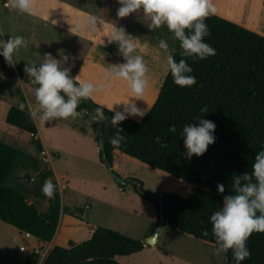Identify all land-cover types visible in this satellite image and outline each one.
<instances>
[{
    "label": "trees",
    "instance_id": "1",
    "mask_svg": "<svg viewBox=\"0 0 264 264\" xmlns=\"http://www.w3.org/2000/svg\"><path fill=\"white\" fill-rule=\"evenodd\" d=\"M119 6L117 0H103L100 4L102 13L95 14L158 45V39L145 34L146 25L151 20L143 15V11L118 17ZM205 22L210 36L204 40L216 50V54L204 60L184 55L180 42L166 25L151 28L161 38H174L168 50L177 62L184 59L193 68L188 75L196 77L194 85L180 87L174 84L169 71L157 102L144 120L127 118L116 128L111 124L115 111L103 107L101 119L95 112V108L101 105L91 98L83 99L77 112L92 114L96 118L93 125L95 140L99 148L101 143L105 145L112 163L116 154L121 153L177 182L176 191L168 190L161 195L165 202L166 227L219 249L209 217L220 210L226 196L236 194L233 177L250 173L255 155L264 148V36L215 14H210ZM1 60L5 73L15 77L13 71H8V63L2 55ZM24 68L19 66L17 71L25 90L34 94L38 85L32 83L33 78L25 73ZM18 93L23 91L18 89ZM205 107L206 112L202 111ZM198 117L215 123L216 139L204 155L187 159L182 155L186 149L181 132L188 123L198 125ZM7 122L32 135L39 132L35 119L26 108H10ZM172 124L177 129L174 133L168 131ZM118 129H123L119 134L126 139L119 147H114L109 141ZM156 136L165 140L168 147L161 148L155 142ZM34 144L40 152L44 151L40 140H34ZM100 155L102 159L101 151ZM28 165L39 170L40 162L17 147L0 144V221L17 228L22 234L51 243L57 235L63 213L70 209L63 207L59 183L55 180L52 183L56 190L45 213L29 203L24 192L9 185L14 172ZM53 176L54 172L50 170L40 172V183L44 184ZM136 183L142 184L131 180L136 193L154 203L159 212V206L142 194ZM241 183L245 181L241 180ZM218 184L224 185L223 193L218 191ZM90 228L92 239L80 244L71 241L68 247L56 245L48 251L42 264H121L119 257H129L145 249L144 242L113 229ZM246 244L251 257L241 264H264V232H253ZM226 256L227 264H236L231 249L226 251ZM39 258V254L32 253L26 264H38Z\"/></svg>",
    "mask_w": 264,
    "mask_h": 264
},
{
    "label": "rangeland",
    "instance_id": "2",
    "mask_svg": "<svg viewBox=\"0 0 264 264\" xmlns=\"http://www.w3.org/2000/svg\"><path fill=\"white\" fill-rule=\"evenodd\" d=\"M71 1L93 13H102L100 4L103 0ZM210 3L216 12L257 31L263 30L264 10L256 9L257 7L229 10L223 0H210ZM35 22L25 13L5 8L0 0V40L6 42L8 37L14 35L24 36L28 40L27 47H21L14 53L13 64L8 63L7 69L13 71L15 77L5 73L0 55V144L17 147L35 156L40 162L39 170L30 165L18 168L9 185L24 192L29 203L35 204L45 213L49 209L51 198L43 194L44 184L40 183L39 174L44 170L54 172V176L48 180L59 183L63 205L70 209L60 224L56 243L59 246L68 247L71 241L80 244L92 239V232L84 225L65 226L68 223L83 222L113 229L145 243V249L141 253L119 257L121 264H227L226 252H219L213 245L175 232L169 227L164 228L155 245L147 243L158 227L159 212L154 203L136 193L131 180L140 181L147 192L159 196L168 190L176 191L178 184L168 175L122 154L115 158L120 166L115 171L129 182L126 185L118 184L97 153L99 145L93 138V125L97 120L92 114L83 112L67 119L53 118L41 122L43 110L39 108L37 101L31 94L18 93V89L24 90V81L17 67H39L45 57L50 55L48 52H52L48 44L54 41L56 45L64 40L63 36L57 34L58 31L43 30ZM150 24L151 22L146 25L145 34L158 40L165 39L153 32ZM165 40L172 47L174 38ZM33 41L38 44L33 45ZM50 56L62 66L69 65L63 59L64 55L54 57L52 53ZM21 105L37 113L35 121L39 130L38 137L50 153H55L52 155L53 163L49 154L40 152L34 144L37 137L7 122L10 108H21ZM49 248V245L38 244L27 234L0 221V264H26L32 253L39 254L38 264H42Z\"/></svg>",
    "mask_w": 264,
    "mask_h": 264
},
{
    "label": "clouds",
    "instance_id": "3",
    "mask_svg": "<svg viewBox=\"0 0 264 264\" xmlns=\"http://www.w3.org/2000/svg\"><path fill=\"white\" fill-rule=\"evenodd\" d=\"M120 5L117 9L118 17H126L130 14L143 11V15L151 20V28H159L166 25L169 32L180 42V47L186 56H198L200 60L214 56L216 50L205 42L204 38L210 36V30L205 22L210 14H215L216 9L210 0H117ZM5 7L18 9L20 12H32V0H6ZM93 30L96 21H91ZM77 27H80L77 24ZM187 30V32H186ZM110 42H118L119 53L123 55L125 62L112 65L106 75L105 83L97 86L91 82L82 81L79 76L75 79L70 76V68L63 67L61 63L50 55L45 57L39 67L25 65L24 71L33 78L35 87V100L39 108L43 110L41 122H47L53 118L67 119L77 116V108L81 101L90 98L94 93L110 89L113 80L127 81L130 89V97L141 98L149 85L147 79L148 67L141 55L135 54L139 45L135 38L125 29L115 27L109 36ZM28 40L21 35L10 36L7 41L0 40V55L7 63L13 64V55L21 47H27ZM158 47L167 51L169 44L165 39H159ZM68 60L67 56L63 57ZM166 71H170L174 84L180 87H189L196 83L193 68L184 59L179 62L169 55L167 57ZM63 93L64 95H61ZM67 97V99L65 98ZM125 102L124 112L116 111L111 117L113 128L128 118V115L143 117L144 112L134 103ZM24 106L21 105V108ZM111 110V109H110ZM207 107L202 111H207ZM95 112L103 119V106L96 107ZM36 112H30L35 119ZM127 114V115H126ZM199 124H186L181 132L186 152L182 155L191 159L193 156H202L207 152L209 145L215 142L216 125L211 120L198 117ZM176 125L169 126L168 131L176 132ZM110 138L114 147H119L126 139L119 133ZM155 142L161 148H167V142L160 136L155 137ZM241 180L245 183H241ZM235 195L225 197L220 210L215 211L209 217L212 232L219 243V252L231 249L236 264L251 257L247 247V240L253 232H264V148L257 152L251 165L250 173L243 176H234ZM254 181V182H253ZM218 191L223 193V184L217 185ZM56 186L51 180H46L42 192L52 198ZM257 212L260 215H257ZM207 235V231L204 233Z\"/></svg>",
    "mask_w": 264,
    "mask_h": 264
},
{
    "label": "crops",
    "instance_id": "4",
    "mask_svg": "<svg viewBox=\"0 0 264 264\" xmlns=\"http://www.w3.org/2000/svg\"><path fill=\"white\" fill-rule=\"evenodd\" d=\"M1 1L3 2V5L4 3H6V0ZM223 1L229 10H242L254 7H257L256 9L264 10V0ZM5 8L12 9L9 7ZM16 10L19 11L18 9ZM25 14L33 21H36L35 24L43 28V30L47 29L49 31H52V29H54L55 31H58L57 34L63 36L64 41L60 44L57 43L55 45L54 41L51 40L53 43L50 42V44H48V48L52 52L48 53L50 55L53 53L54 57L61 55L67 56L68 60H65V62L69 64L67 68L71 69L70 74L74 79L79 76L80 80L91 82L99 86L100 84L105 83L106 75L111 69L112 65H118L125 62L123 55L119 53L118 42L109 41V36L111 35L112 30L115 27H121L106 21L105 19L99 17L92 11L87 10L78 3L75 4L71 0H32V12ZM215 15L232 21L250 31L264 36V27L262 31H257L252 27L247 26L241 23L240 21L222 13L215 12ZM93 19H95L96 21L94 30L91 24V21ZM77 24H79L80 27H77ZM125 31L135 38L136 43L139 45V47L136 49L135 54L141 55L144 58V61L148 67V72L146 76L149 80V85L146 88L143 97H130L131 93L127 81L113 80L112 87L110 89L94 93L93 96H91L90 98L95 103L105 108L111 109L115 112H124V101L129 100V102L134 103L139 109H141L144 112V115L143 117L128 115V118L140 122L144 120V118L148 115V113L151 111V109L159 98L162 87L169 74V71H166L165 69L167 68V57L171 55V52L169 50L164 51L160 49L157 44L152 43L145 37L137 36L131 32H128L127 30ZM45 41H47V38L45 39ZM38 42L40 43V41ZM37 44L38 43H36V41H33V45ZM22 91L31 94L33 96V99L35 100V95L26 91L25 87ZM91 134L93 135L92 131ZM33 136L37 137V140H40L38 134ZM93 138L95 139L94 135ZM42 146L43 150L49 154L51 158V163H53L52 155L54 156L55 153H50L43 144ZM100 151L101 150L98 147V155H100ZM118 154L121 153H117L115 158ZM113 165L114 169H119L120 167L119 163L115 162V159ZM124 193L126 192L124 191ZM65 213L67 212L63 213L61 221ZM77 225L86 226L87 229L92 232V234L93 231L90 227L98 226L84 224L83 222L78 224H76V222L68 223L65 226L71 227ZM154 232L152 234H154ZM57 236L58 232L51 243H45L50 246L49 250H51L54 246L57 245ZM31 238L35 240L38 244H44V242L38 240L35 237Z\"/></svg>",
    "mask_w": 264,
    "mask_h": 264
},
{
    "label": "water",
    "instance_id": "5",
    "mask_svg": "<svg viewBox=\"0 0 264 264\" xmlns=\"http://www.w3.org/2000/svg\"><path fill=\"white\" fill-rule=\"evenodd\" d=\"M100 121V119H98ZM100 150L102 154V162L106 165V167L109 169L111 176L116 180V182L120 185H125L127 183V180L122 178L114 169L113 163L109 160L108 155H107V150L106 147L103 143L100 145ZM138 190L153 200L158 206H159V224L157 229L155 230L154 234L149 238L148 244L155 245L158 240L159 236L166 227L167 221H166V210H165V202L162 199L161 196L150 193L145 191L144 187L142 184L136 183Z\"/></svg>",
    "mask_w": 264,
    "mask_h": 264
},
{
    "label": "built area",
    "instance_id": "6",
    "mask_svg": "<svg viewBox=\"0 0 264 264\" xmlns=\"http://www.w3.org/2000/svg\"><path fill=\"white\" fill-rule=\"evenodd\" d=\"M44 154H46V153H44ZM50 158V157H49ZM50 161H51V159H50Z\"/></svg>",
    "mask_w": 264,
    "mask_h": 264
},
{
    "label": "bare ground",
    "instance_id": "7",
    "mask_svg": "<svg viewBox=\"0 0 264 264\" xmlns=\"http://www.w3.org/2000/svg\"><path fill=\"white\" fill-rule=\"evenodd\" d=\"M28 236H30V235H28Z\"/></svg>",
    "mask_w": 264,
    "mask_h": 264
}]
</instances>
